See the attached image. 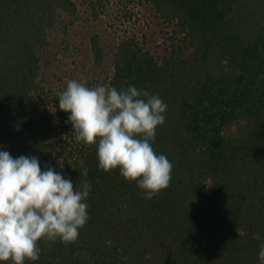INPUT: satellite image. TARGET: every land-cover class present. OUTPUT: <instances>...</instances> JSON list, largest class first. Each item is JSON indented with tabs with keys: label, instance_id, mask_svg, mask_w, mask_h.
Listing matches in <instances>:
<instances>
[{
	"label": "trees",
	"instance_id": "16d2710c",
	"mask_svg": "<svg viewBox=\"0 0 264 264\" xmlns=\"http://www.w3.org/2000/svg\"><path fill=\"white\" fill-rule=\"evenodd\" d=\"M89 2L98 15L102 1ZM119 2L147 3L173 25L162 58L135 34L109 47L97 32L88 40L95 66L112 55L103 85H132L167 104L152 147L173 164L172 179L151 200L119 169L99 168L97 145L75 140L58 102L67 83L52 91V115L39 98L45 92L42 66L48 64L44 51L61 16L79 15L77 2L0 0V151L37 156L42 171L50 165L74 186L85 180L91 185L89 219L77 240H40V259L25 264H259L264 0ZM125 9L123 16L131 19V9ZM81 160L89 169L86 177L80 175ZM255 233L260 240L253 239Z\"/></svg>",
	"mask_w": 264,
	"mask_h": 264
},
{
	"label": "clouds",
	"instance_id": "9594fccd",
	"mask_svg": "<svg viewBox=\"0 0 264 264\" xmlns=\"http://www.w3.org/2000/svg\"><path fill=\"white\" fill-rule=\"evenodd\" d=\"M58 102L68 114L75 140L97 145L100 169H119L149 200L169 187L173 164L152 147L157 127L166 120L167 104L158 95L132 85L120 90L106 85L89 88L69 80ZM84 163L80 161V175L86 177L89 169ZM90 192L86 180L74 186L50 165L42 171L37 156L14 158L0 151V261H38L40 240L75 242L89 219L85 201ZM253 239L260 240L259 233ZM258 257L264 264V242Z\"/></svg>",
	"mask_w": 264,
	"mask_h": 264
},
{
	"label": "rangeland",
	"instance_id": "374dc122",
	"mask_svg": "<svg viewBox=\"0 0 264 264\" xmlns=\"http://www.w3.org/2000/svg\"><path fill=\"white\" fill-rule=\"evenodd\" d=\"M78 4L79 15L60 18L57 31L45 52L44 60L48 64L42 66L43 84L45 92L39 97L47 104L50 115L54 109L50 106L52 91L69 80L83 82L87 87L103 85L105 74L110 70L112 55L107 56L104 65L95 66L92 54L88 49L89 36L97 32L102 37V44L110 46L121 36L133 35L143 41L146 49L156 57L162 58L168 47V37L173 25H168L157 16L147 3H134L125 6L131 9L132 18L123 16L124 4L119 0H101L103 6L98 5V15L92 13L89 0H75ZM125 9V10H124ZM56 36V37H55ZM182 38V34H176ZM187 51V53H189Z\"/></svg>",
	"mask_w": 264,
	"mask_h": 264
}]
</instances>
